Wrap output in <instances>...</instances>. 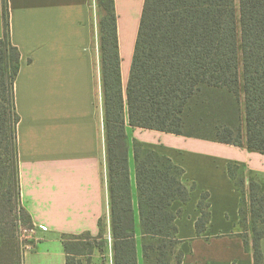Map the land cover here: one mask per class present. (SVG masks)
I'll list each match as a JSON object with an SVG mask.
<instances>
[{
  "label": "trees",
  "instance_id": "obj_1",
  "mask_svg": "<svg viewBox=\"0 0 264 264\" xmlns=\"http://www.w3.org/2000/svg\"><path fill=\"white\" fill-rule=\"evenodd\" d=\"M144 0L125 90L122 87L114 0H96L105 145L108 162L110 233L113 264H138L129 149L135 185L143 264H181L172 203H186L195 183L169 157L129 140L133 127L245 146L264 153V0ZM0 38V264H23L20 228L33 226L21 205L16 126L19 115L13 84L20 52L9 37L7 0H2ZM229 163L227 173L240 191L237 233L254 264H263L264 187H247ZM200 236L209 222L208 193L197 203ZM99 233L62 236L65 264L101 263L107 239ZM251 241V243H250ZM20 248V249H19ZM84 258V259H82Z\"/></svg>",
  "mask_w": 264,
  "mask_h": 264
},
{
  "label": "crops",
  "instance_id": "obj_2",
  "mask_svg": "<svg viewBox=\"0 0 264 264\" xmlns=\"http://www.w3.org/2000/svg\"><path fill=\"white\" fill-rule=\"evenodd\" d=\"M7 4L9 37L20 52L13 92L19 115L16 137L21 200L35 229L34 241L24 250L23 260L29 264H65L63 235L89 232L96 236L99 220L105 221L106 230L110 229L94 0H7ZM143 4L144 0H114L123 90ZM125 131L130 141L137 139L181 166L185 183H195L186 203L176 200L171 206L174 212L180 210L175 224L183 253L181 264H254L252 252L244 249L237 236L241 232L240 191L229 177L227 166L238 164L245 171L264 174V153L133 127L127 117ZM128 163L137 262L143 264L131 147ZM204 192L208 193L210 217L198 236L197 203ZM108 240L105 264H113ZM262 249L264 254V246Z\"/></svg>",
  "mask_w": 264,
  "mask_h": 264
},
{
  "label": "rangeland",
  "instance_id": "obj_3",
  "mask_svg": "<svg viewBox=\"0 0 264 264\" xmlns=\"http://www.w3.org/2000/svg\"><path fill=\"white\" fill-rule=\"evenodd\" d=\"M236 2V8L238 9V0L235 1ZM94 16H95V20H96V33H97V37H98V41H99V36H100V33H99V19L101 17V14L97 8V4H96V0H94ZM99 43V42H98ZM100 52V51H99ZM123 89H124V86L122 85ZM126 87V86H125ZM236 177H242L244 180H245V186L247 187V184L249 182L250 179H253L255 181H257L261 186L264 187V174H261V173H252V172H249V171H245L244 169L243 170H238L236 171ZM21 205L24 207L23 205V202L22 200L20 201ZM102 222V228L103 230H105V234H107V240L109 239V231L106 230V223L104 220H101ZM263 227V233H264V223L262 225ZM24 228L26 230H24ZM20 231L22 233V248L20 249L21 250V255H22V260H23V255H24V250L29 246V244L31 242L34 241V235H35V229H34V226H32L31 228L29 227H21L20 228ZM109 241V240H108ZM251 243V241H250ZM260 245H261V252H262V258L264 260V254H263V249L262 247L264 246V235H263V239L261 240L260 242ZM106 251L104 252V258L106 257ZM84 259V258H82ZM101 260V256H100V253L96 250L94 252V258H93V255L91 257V264H96L98 263V261L100 262ZM105 261V260H104ZM107 261V260H106ZM23 263L24 264H29V261L27 260H23Z\"/></svg>",
  "mask_w": 264,
  "mask_h": 264
},
{
  "label": "built area",
  "instance_id": "obj_4",
  "mask_svg": "<svg viewBox=\"0 0 264 264\" xmlns=\"http://www.w3.org/2000/svg\"><path fill=\"white\" fill-rule=\"evenodd\" d=\"M24 230H26L25 228H24ZM20 237H21V240H22V233L20 232Z\"/></svg>",
  "mask_w": 264,
  "mask_h": 264
}]
</instances>
